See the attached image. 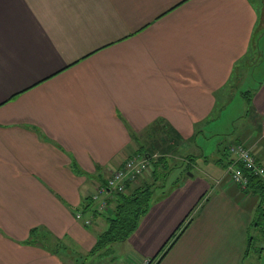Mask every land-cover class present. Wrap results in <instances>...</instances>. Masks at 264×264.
<instances>
[{"label": "crops", "instance_id": "1", "mask_svg": "<svg viewBox=\"0 0 264 264\" xmlns=\"http://www.w3.org/2000/svg\"><path fill=\"white\" fill-rule=\"evenodd\" d=\"M260 9L254 0H0V264H88L106 225L92 194L163 135L200 151L189 160L198 176L155 196L124 264H264V233L251 229L259 197L225 173L240 143L264 166ZM212 136L231 142L203 165L196 141ZM108 199L104 213L116 206Z\"/></svg>", "mask_w": 264, "mask_h": 264}, {"label": "rangeland", "instance_id": "2", "mask_svg": "<svg viewBox=\"0 0 264 264\" xmlns=\"http://www.w3.org/2000/svg\"><path fill=\"white\" fill-rule=\"evenodd\" d=\"M254 3L256 4V6H259V7L261 4L260 16L261 18H263V23H264V0H254ZM261 27H263V25H261ZM170 141H173L172 138L168 140L166 136L163 135L162 138L157 139L153 147L154 149L153 152L139 154V155H143L139 157L149 156L150 158L149 157L148 158L150 162H152V165H150V168L147 170L145 175H142L141 177L136 178L133 182L127 178L125 180L126 188L123 193L130 194L132 192V189L136 188L137 186L143 183H147V184H152L151 186H153V188L156 189L155 196L158 198L162 194L169 195V194L174 193L177 187L176 183H179V181L181 182L182 180L190 178L193 175L198 176L194 167L191 166V163L189 160L190 158H195L194 155H197V152H200V151H197L194 148L196 152L193 153V149H190L189 152L187 149L186 153L192 154V155H189V154L183 153L182 149H180V147L182 148L183 145L180 144L179 140L176 142L178 143L176 145L174 142L173 148L169 146L170 144H172V142ZM196 142L197 144H199L201 148L204 149L205 158H207V162L205 163L202 162V163H204L203 165H206L209 163L216 162L215 159L217 160L218 158L221 157V154H222L221 151L226 149L227 145L231 142V138L225 137V138L219 139L218 136H212L208 138L201 137ZM133 157H138V156H129L128 158L124 160V162L129 158L132 159ZM162 158H165L167 161L166 168H168L167 170L168 172L165 171V168H164L165 172H160L159 176L157 177V181H154L155 180V178L153 177V173L155 170L154 163H156ZM112 171H115V169ZM111 172L109 171L108 177L111 175ZM164 174H167V175H164ZM178 178H179V181H177ZM183 183L184 182H182L180 186H182ZM117 193L118 192L113 191L110 194V196L114 195L116 197ZM108 196L109 195L103 196L101 200L103 202H107V205L109 206L108 200L110 198L108 199ZM94 202H97V201L94 200ZM100 203H98V206ZM263 224L259 227L262 230L264 228ZM128 246H129L128 241L111 244L107 248H104L102 251H100V253L96 257L92 258V260L88 264H120V263L124 264V261H123L124 258L128 257L127 256V252L129 251ZM154 261L155 260L153 259L152 261H150V263L149 262L148 263L154 264ZM80 262H83V261H80ZM79 264H84V263H79Z\"/></svg>", "mask_w": 264, "mask_h": 264}, {"label": "trees", "instance_id": "3", "mask_svg": "<svg viewBox=\"0 0 264 264\" xmlns=\"http://www.w3.org/2000/svg\"><path fill=\"white\" fill-rule=\"evenodd\" d=\"M176 142L177 141H175V145L178 144ZM148 157L149 156H147V158ZM230 161L231 160L228 161V164ZM166 163L167 161L165 158H162L156 163H154V181H157V177L159 176L160 172H165L168 170V168H166ZM245 174L248 176L249 180L248 189L254 195H257L259 197L258 208L251 223L252 229L254 227H260L264 223V184L254 174H250L248 172H245ZM151 185L152 184L143 183L137 186L136 188L132 189V192L130 194L117 193L115 208H113L109 213L99 212L101 214H104V220L106 225L102 233L98 236L96 245L92 253L102 251L104 248H107L111 244L125 242L135 233L140 224L141 219L149 212V209L152 203L154 202L156 189H154ZM180 229L182 228H179V230ZM178 231L175 232V234L173 235L176 236L174 238L175 240L179 236ZM261 231L262 233H264V228L263 230L261 229ZM175 240H173L168 250L172 247ZM255 244V237L249 234L245 255L252 251Z\"/></svg>", "mask_w": 264, "mask_h": 264}, {"label": "built area", "instance_id": "4", "mask_svg": "<svg viewBox=\"0 0 264 264\" xmlns=\"http://www.w3.org/2000/svg\"><path fill=\"white\" fill-rule=\"evenodd\" d=\"M228 152L231 161L227 165L225 173L233 184L242 187L244 190L248 189L249 180L245 172L254 174L264 184V166L257 162L253 146L245 143L235 144L229 147ZM150 165H152V162H150L149 158L138 156L127 159L121 167L112 171L107 178V185L102 186L97 192L92 194L93 200L98 203L101 202L98 206L99 210L106 212L109 207L107 202L101 200L103 196L109 195L113 191L123 193L126 188L125 180L128 178L133 182L136 178L145 175ZM76 218L83 220L87 226L92 224V218H84L82 213H77ZM150 261L152 260H143L137 264H149Z\"/></svg>", "mask_w": 264, "mask_h": 264}]
</instances>
